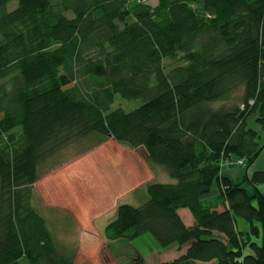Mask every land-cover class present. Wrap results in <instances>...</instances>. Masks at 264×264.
I'll use <instances>...</instances> for the list:
<instances>
[{"label": "trees", "instance_id": "1", "mask_svg": "<svg viewBox=\"0 0 264 264\" xmlns=\"http://www.w3.org/2000/svg\"><path fill=\"white\" fill-rule=\"evenodd\" d=\"M11 1L0 0V264H76L32 184L92 135L143 146L176 180L147 183L139 206L119 204L108 239L188 244L154 264H264V172L219 175L222 161L248 166L261 150L247 118L257 113L264 129V0H15L6 10ZM117 97L139 105L113 108ZM215 184L226 205L202 200Z\"/></svg>", "mask_w": 264, "mask_h": 264}, {"label": "crops", "instance_id": "2", "mask_svg": "<svg viewBox=\"0 0 264 264\" xmlns=\"http://www.w3.org/2000/svg\"><path fill=\"white\" fill-rule=\"evenodd\" d=\"M256 117L257 113L251 114L247 118V123L248 126L251 121L256 123V126L251 128L259 132L258 143L261 147L259 155L248 166L243 163L239 164L237 162L238 158L234 156L222 161L219 170L220 176L232 180H241L244 176L250 178L257 171L264 172V129H261ZM111 137V135H107L105 138H99L92 135L90 138L93 141L86 147L80 148L82 153L80 152L72 157L74 160L72 164L73 171L67 170V174L71 177L66 176V186H70L72 192L70 194L62 191L58 192L57 198L58 200H68L75 191L79 190L77 191L78 206H75L72 210L71 208L68 210L63 207L60 208L58 205L45 207L40 202V204L38 203L34 193L32 200L34 207L44 217L55 244L62 247L65 252L71 250L69 252L74 253L72 249H68L66 242L63 243L58 239V236L63 235L62 230H76L80 221V228L92 230L89 234H84L82 232L85 231H82L80 238L86 239L88 237L89 241L104 245L106 247L105 253L110 258L109 264H126L135 257L142 259L144 264H154L177 258L185 253L188 244L161 247L149 232H145L132 240L107 238L106 227L115 218L119 204L127 203L134 206L142 204L147 198L146 184L149 182L176 183V180L169 176L162 165L148 158V153L143 146L131 148ZM140 148H144L143 150L146 152L144 157L135 156V154L127 157L131 151ZM125 154L127 156H124ZM141 159L142 163L139 162ZM139 164H142L143 171L135 179L136 168ZM157 169L159 171L155 176L154 172ZM41 175L40 172L39 176ZM83 187L84 189H82ZM257 187L260 191H264V182H258ZM88 188H91V190L88 191ZM218 194L217 184H215L212 186L210 193L202 197V200H212L217 206L226 205V202ZM102 197H106L105 201L99 202L98 198ZM90 198H95V201L90 200ZM180 212L182 218L189 223L191 221L190 213L186 209H182ZM88 216L94 217L89 220ZM255 223L259 225L256 221ZM236 225L242 232H248L250 226L249 222L246 223L243 218H237ZM251 241L260 244V237H252ZM249 253H252V250L247 246L244 249V254ZM74 254L76 255V253ZM195 264H215V261H196Z\"/></svg>", "mask_w": 264, "mask_h": 264}, {"label": "rangeland", "instance_id": "3", "mask_svg": "<svg viewBox=\"0 0 264 264\" xmlns=\"http://www.w3.org/2000/svg\"><path fill=\"white\" fill-rule=\"evenodd\" d=\"M145 1L149 2V4L153 6L156 5L158 2V0H145ZM15 5H16L15 0L9 2L6 6V10H11L12 8L15 7ZM164 62L167 63L168 62L167 59ZM250 101L251 100H249V102ZM251 103H253V101L250 102V104ZM138 105H139L138 101L129 102V101L122 100L119 97H117L112 107L113 108L122 107L127 110V109H130L131 107H137ZM249 126L255 127L256 123L254 121H251L249 123ZM92 141L93 140H91V138L85 139V140L74 141L71 144H68L67 146H65L56 155L49 158L46 162H44L40 166L39 170L42 173V175L39 176L38 179L32 184L33 191L35 193V198L37 199L38 203L40 202L45 207H49V206L52 207L54 205H58V207L60 208L63 207L64 209L66 208L67 210L70 208L72 210L75 206L79 205L78 197H77V191L79 190L75 191L74 194H72L68 198V200L70 201L65 200V199L58 200L57 193L62 191L67 194H70L72 192L70 189V186L69 187L66 186L67 185L66 176L69 175L67 174V170L73 171L72 164L74 160L72 157H74L75 155L81 152L80 148L86 147V145H88ZM143 149L140 148L135 151H131L128 156L126 154L124 156L130 157V155L133 156L135 154V156L140 155L144 157L146 152ZM139 162L142 163V159ZM139 166L136 168L135 179H137L138 176L141 175L143 171L142 164H139ZM158 171H159L158 169L155 170L154 172L155 176L156 174H158L157 173ZM69 176L71 177V175ZM82 189H84V187ZM90 190L91 188H88V191ZM94 199L90 198V200H94ZM98 199H99V202H102V201H105L106 197H102ZM88 217H89V220H91L93 219L94 216H88ZM69 231L70 233H68ZM69 231L62 230V232L64 233L62 236H58V239H60V241L63 243L66 242V245L69 247L67 248L72 249L74 253H76L75 255L76 264L77 263L78 264H109L110 263V258L107 257V253H105L106 247L104 245L99 244L98 242L94 243L93 241H89L88 237L86 239L80 238V233L82 231H85V232H82L84 234L85 233L89 234L90 232H92V230H89V229L83 230L82 228H80V221H79V227H76V230L71 229Z\"/></svg>", "mask_w": 264, "mask_h": 264}, {"label": "built area", "instance_id": "4", "mask_svg": "<svg viewBox=\"0 0 264 264\" xmlns=\"http://www.w3.org/2000/svg\"><path fill=\"white\" fill-rule=\"evenodd\" d=\"M250 102H252V100H251ZM237 162H238L239 164H242V161H241V160H237Z\"/></svg>", "mask_w": 264, "mask_h": 264}]
</instances>
